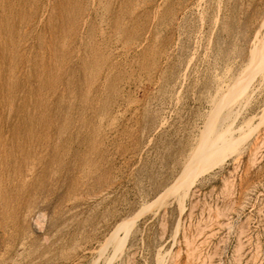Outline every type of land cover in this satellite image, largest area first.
I'll use <instances>...</instances> for the list:
<instances>
[{
  "label": "rangeland",
  "instance_id": "obj_1",
  "mask_svg": "<svg viewBox=\"0 0 264 264\" xmlns=\"http://www.w3.org/2000/svg\"><path fill=\"white\" fill-rule=\"evenodd\" d=\"M0 264H264V0H0Z\"/></svg>",
  "mask_w": 264,
  "mask_h": 264
},
{
  "label": "bare ground",
  "instance_id": "obj_2",
  "mask_svg": "<svg viewBox=\"0 0 264 264\" xmlns=\"http://www.w3.org/2000/svg\"><path fill=\"white\" fill-rule=\"evenodd\" d=\"M202 230V229H201ZM199 234V233H198ZM194 250V249H193Z\"/></svg>",
  "mask_w": 264,
  "mask_h": 264
}]
</instances>
